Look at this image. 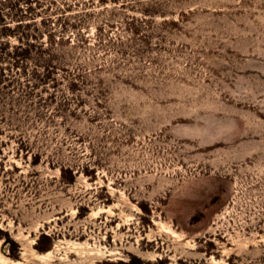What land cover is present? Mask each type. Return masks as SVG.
<instances>
[{
  "label": "rangeland",
  "instance_id": "rangeland-1",
  "mask_svg": "<svg viewBox=\"0 0 264 264\" xmlns=\"http://www.w3.org/2000/svg\"><path fill=\"white\" fill-rule=\"evenodd\" d=\"M0 42L11 264H264V0H0Z\"/></svg>",
  "mask_w": 264,
  "mask_h": 264
},
{
  "label": "bare ground",
  "instance_id": "bare-ground-1",
  "mask_svg": "<svg viewBox=\"0 0 264 264\" xmlns=\"http://www.w3.org/2000/svg\"><path fill=\"white\" fill-rule=\"evenodd\" d=\"M1 243V241H0ZM47 254V253H46ZM45 255V254H44ZM13 263V262H12ZM0 264H11V261H9V258H7L4 255H1L0 253Z\"/></svg>",
  "mask_w": 264,
  "mask_h": 264
},
{
  "label": "trees",
  "instance_id": "trees-1",
  "mask_svg": "<svg viewBox=\"0 0 264 264\" xmlns=\"http://www.w3.org/2000/svg\"><path fill=\"white\" fill-rule=\"evenodd\" d=\"M2 46V43L0 42V47ZM15 49H20L21 50V48H20V46H18V47H16ZM2 50H1V48H0V53H2L1 52ZM21 51H23V50H21ZM4 54V53H3ZM21 55H23V54H21Z\"/></svg>",
  "mask_w": 264,
  "mask_h": 264
}]
</instances>
